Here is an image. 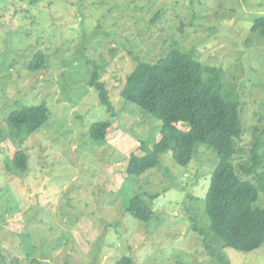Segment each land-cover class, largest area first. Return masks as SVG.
Segmentation results:
<instances>
[{"label": "rangeland", "instance_id": "rangeland-1", "mask_svg": "<svg viewBox=\"0 0 264 264\" xmlns=\"http://www.w3.org/2000/svg\"><path fill=\"white\" fill-rule=\"evenodd\" d=\"M262 16L264 0H0V264H264V244L240 253L208 231L202 201L215 150L197 144L187 166L167 153L155 169L127 177L130 155H144L162 123L121 97L138 62L171 50L221 69L223 94L239 102L243 121L233 165L258 186L264 37L252 27ZM38 51L46 65L33 72ZM94 73L112 111L89 84ZM39 105L49 110L44 126L11 137L8 115ZM101 121L112 124L103 142L89 134ZM18 149L27 170L10 173ZM135 196L151 206L147 223L126 212ZM263 206L262 192L254 207Z\"/></svg>", "mask_w": 264, "mask_h": 264}, {"label": "trees", "instance_id": "trees-1", "mask_svg": "<svg viewBox=\"0 0 264 264\" xmlns=\"http://www.w3.org/2000/svg\"><path fill=\"white\" fill-rule=\"evenodd\" d=\"M252 31L264 37V16L254 21ZM44 58L43 51H38L28 69L42 70L46 65ZM224 77L221 69L204 66L193 52L171 50L153 64L138 62L127 78L121 97L159 120L161 137L152 142L150 149L145 148L144 155H130L126 173L128 178H138L158 167L160 157L167 153H171L177 165L187 166L196 154L197 144L215 150L218 162L202 201L208 231L224 248L250 253L264 244V206L254 207L259 194L264 193V180L255 186L241 179L233 165L236 141L243 134V121L239 102L223 94ZM89 84L95 87L101 103L112 111L104 84L98 81L96 73ZM48 114L45 105L11 112L7 117L10 136L29 138L44 126ZM178 125L187 128L180 129ZM111 126L110 121L93 124L89 129L90 137L105 141ZM7 169L10 173L27 170V156L23 150L15 151ZM143 198L135 196L126 212L131 218L147 223L152 210ZM185 212L190 214V208ZM194 229L198 231L196 224ZM116 264L134 262L124 257Z\"/></svg>", "mask_w": 264, "mask_h": 264}]
</instances>
